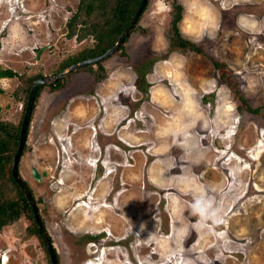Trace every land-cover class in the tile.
Instances as JSON below:
<instances>
[{
	"label": "rangeland",
	"instance_id": "1",
	"mask_svg": "<svg viewBox=\"0 0 264 264\" xmlns=\"http://www.w3.org/2000/svg\"><path fill=\"white\" fill-rule=\"evenodd\" d=\"M173 1L148 0L115 55L41 86L19 171L58 264H264V0H177L203 54L171 50ZM78 4L0 0V71L53 80L92 43L68 37ZM151 61L145 93L136 68ZM20 86L0 78L2 121L21 119ZM29 225L2 230L0 264H49Z\"/></svg>",
	"mask_w": 264,
	"mask_h": 264
},
{
	"label": "trees",
	"instance_id": "2",
	"mask_svg": "<svg viewBox=\"0 0 264 264\" xmlns=\"http://www.w3.org/2000/svg\"><path fill=\"white\" fill-rule=\"evenodd\" d=\"M141 2L142 0H79L76 12L72 15L71 18H69L67 22L68 37L71 38L76 36L77 40L79 41L83 39L89 40V38L92 37L93 39L90 38V40H92V43L85 46V49L82 50L81 53L77 55V57L73 58V60L70 59L69 61H66L62 65L61 71L74 63L89 58L98 57L109 50L113 46V44L118 41L119 37L128 27L132 18L137 13ZM171 14V37L169 41L171 50L175 48L190 49L197 54H203V51L199 46L183 38L180 33L178 24L183 18V6L179 4L177 0H174L172 3ZM137 23L135 24V26L137 25ZM134 27L131 32L135 29ZM128 38L126 39V41L128 40ZM101 62L97 64H101ZM153 62L154 61L148 63V67L146 68L143 66L136 68V73L139 78L138 83H140V87L145 93L147 92V88L143 86L147 82V75L150 68L152 67ZM213 65L215 68H223V64L217 61H213ZM14 77H18L20 80V88H22L23 90L25 102L23 104L21 119L18 123L12 124L11 121L10 123L9 121H2L0 119V233L4 228L14 224L21 217H24L30 222V225L27 228L28 234L30 236L34 235L36 236V238H39L41 243L44 245V242L39 235L32 207L26 199L25 194L15 181L11 170L13 159L19 147L20 129L27 104L26 99L30 93V88L32 86L33 80L37 79V77L35 79H33V77L28 78L25 75H20L14 72L13 70L0 71V78ZM229 85L232 89L234 88L235 90L234 93L237 96L236 100H238L239 108L244 107L243 112L255 115L258 109H254L244 99L239 86L236 84L235 86H233V83H229ZM55 87L56 88L54 89L60 90L64 87V85L62 81H60L56 84ZM41 90L42 87L37 93L36 100L38 99ZM1 111L2 108L0 106V115ZM29 129L30 128H28V132ZM25 148L26 145L24 149ZM23 155L24 152L22 156ZM19 176L22 178L20 171ZM24 183L27 185L35 199V195L33 194V191L28 182L24 180ZM40 218L43 226L45 227L41 215ZM86 239V242H95V239H93L91 236H86ZM45 251L49 258V264H52L46 247ZM56 256L58 258L57 254Z\"/></svg>",
	"mask_w": 264,
	"mask_h": 264
},
{
	"label": "water",
	"instance_id": "3",
	"mask_svg": "<svg viewBox=\"0 0 264 264\" xmlns=\"http://www.w3.org/2000/svg\"><path fill=\"white\" fill-rule=\"evenodd\" d=\"M147 3H148V0H142L137 13L132 18V20L129 23L126 30L119 37L118 41L116 43H114L113 46L109 50H107L104 54H102L98 57L89 58V59H86V60L72 64L71 66L67 67L62 72H60L53 80L52 79H46L45 77H39L35 80L32 88H31V91H30V94L28 97V101L26 104L25 114H24L23 121L21 124L19 147H18V150H17L15 157L13 159V164H12L11 170H12V175H13L15 181L17 182V184L19 185V187L21 188V190L25 194L26 199L28 200L30 206L32 207V210L34 212L35 221L37 223L39 235L44 242V245L48 251V254H49V257H50L52 264H58L55 249H54L53 244L50 240V237L47 235V233L44 229L43 223H42L40 215H39L37 203H36L32 193L30 192L29 188L24 183L23 179L19 176V169H18V164L20 162V158L23 154L24 147H25V144L27 143V139H28V127L30 125L31 116H32V113L34 110L35 98H36L37 92L43 84L51 83L52 81H54V83H52V85H55V83L59 82L66 74H68L72 71H75L81 67L99 63V62L113 56L117 51H119V49L121 48V45H123V43H125L126 39L129 37L131 30L133 29L135 24L138 22V19L143 14V12L147 6ZM45 48L46 47H42L39 49L37 59H39L41 53L45 50ZM32 173H33L32 174L33 177L36 180L41 181V179H42L41 175L39 174V172L36 168H34L32 170Z\"/></svg>",
	"mask_w": 264,
	"mask_h": 264
},
{
	"label": "clouds",
	"instance_id": "4",
	"mask_svg": "<svg viewBox=\"0 0 264 264\" xmlns=\"http://www.w3.org/2000/svg\"><path fill=\"white\" fill-rule=\"evenodd\" d=\"M159 3H162V0H158V4ZM148 4V3H147ZM147 7V6H146ZM164 7H166V6H164ZM194 8H195V4H193L191 7H189L188 8V11L191 13L193 10H194ZM145 11V10H144ZM202 15L205 17V18H207V12H204V13H202ZM241 19H244L243 17H241ZM204 27H206V25L204 26ZM189 28L191 29V24H189ZM63 71V70H62ZM61 81V80H60ZM59 81V82H60ZM59 82H57V83H59ZM57 83H55V85L54 86H56V84ZM44 85V84H43ZM41 88V87H40ZM39 88V89H40ZM39 91V90H38ZM38 93V92H37ZM37 96V95H36ZM35 104H36V98H35ZM1 106V105H0ZM34 107H35V105H34ZM2 108V107H1ZM2 112V111H1ZM26 145V144H25ZM24 152V151H23ZM20 160H21V158H20ZM18 169H19V164H18ZM42 178V177H41ZM24 181V180H23ZM209 205L206 203V202H204V201H202V200H197L196 201V203L193 205V210H194V213L195 214H198V215H200L202 218H210V216H209Z\"/></svg>",
	"mask_w": 264,
	"mask_h": 264
},
{
	"label": "flooded vegetation",
	"instance_id": "5",
	"mask_svg": "<svg viewBox=\"0 0 264 264\" xmlns=\"http://www.w3.org/2000/svg\"><path fill=\"white\" fill-rule=\"evenodd\" d=\"M100 130V129H99ZM97 129H95V128H93L92 129V134H93V137H92V143H94L95 142V138H96V136H97ZM59 141V140H58ZM61 148H63V147H61ZM34 169V167L32 168V170Z\"/></svg>",
	"mask_w": 264,
	"mask_h": 264
},
{
	"label": "bare ground",
	"instance_id": "6",
	"mask_svg": "<svg viewBox=\"0 0 264 264\" xmlns=\"http://www.w3.org/2000/svg\"><path fill=\"white\" fill-rule=\"evenodd\" d=\"M181 149V148H180ZM212 156V155H211ZM212 158V157H211ZM177 161V160H176ZM216 161V160H215ZM214 164V163H213ZM236 170V169H235ZM239 172V171H238ZM217 173V172H216ZM213 175H215V173L213 174ZM239 177V176H238ZM237 177V178H238ZM238 182V181H237ZM244 186V185H243ZM245 188V187H244ZM257 188V187H256ZM263 190V189H262ZM258 191H259V189H258ZM252 192V191H251ZM246 193V192H245ZM77 194V193H76ZM236 196V195H235ZM238 198V197H237ZM234 199V198H233ZM236 208V207H235ZM238 209V208H237ZM230 210H232V209H230ZM117 213V212H116ZM94 217V216H93ZM188 219V218H187ZM222 221V220H221ZM217 223H219V221L217 222ZM216 223V224H217ZM254 230H256V229H254ZM189 231V230H188ZM190 232V231H189Z\"/></svg>",
	"mask_w": 264,
	"mask_h": 264
}]
</instances>
